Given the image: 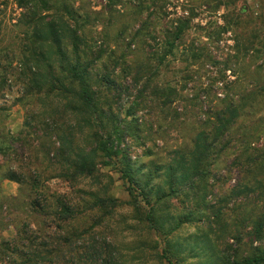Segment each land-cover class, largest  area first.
Returning a JSON list of instances; mask_svg holds the SVG:
<instances>
[{
	"label": "trees",
	"instance_id": "1",
	"mask_svg": "<svg viewBox=\"0 0 264 264\" xmlns=\"http://www.w3.org/2000/svg\"><path fill=\"white\" fill-rule=\"evenodd\" d=\"M75 1L16 0L20 10L16 21L17 41L14 46L0 45V99L10 87L18 85L19 101L25 98L40 100L43 96L53 100L37 110L30 107L26 111L28 135H33L37 145L29 138L24 140L19 136L9 142L0 139V155L6 157V163H15L14 167L0 164V179L18 183L28 193L21 201L28 212V221H21L12 237L0 235V261L3 264H78L86 253L84 258L92 264H119L115 246L95 238L93 231L127 205L130 214L137 223L144 225L145 231L163 236L164 247L159 255H155L159 262L190 264L176 253L168 236L183 223L191 221L194 212L190 210L171 227L169 220L172 217L165 214V203L181 195L188 201L195 200L198 181L203 182L206 178L209 189L211 168L227 149L228 136L243 107L226 99V103H221L208 117V128L199 129L191 139L189 149L175 151L167 164L157 166L141 182V169L133 166L128 147L123 145L126 127L123 121L110 118L111 105L104 95V92L120 89V85L110 74L97 71L104 50L97 41L88 39L85 28L89 17L75 8ZM239 1L244 0H208L206 4L216 3L214 9L217 10L227 9ZM110 2L115 5L118 1ZM140 4L136 6L142 12L144 8ZM245 9L241 8V13ZM241 13H232L237 19L236 28H239ZM227 17L226 27L232 31L229 24L234 25L233 18ZM146 25L145 21L141 26ZM187 28L188 19L179 18L172 23L164 31L163 52L153 50L151 56H156L162 63L173 54ZM260 31L254 28L250 35L241 31L238 32L240 35L236 34V57L244 59L253 55L254 58L255 55L254 59L259 60L264 53ZM113 65L120 64L115 60ZM150 77L152 74L137 70L130 85L121 86L122 91L129 92L133 106L137 107L144 100ZM174 95L170 87L152 90V97L161 98L163 103L172 102ZM134 125L129 123V128ZM109 166L118 167L127 184L130 200L126 203L109 195L106 183L102 181L106 175L100 167ZM159 177H163V186L154 184ZM51 180L64 183L66 190L51 191L48 185ZM3 200L7 201L6 198ZM214 222L218 227L215 236L211 226ZM254 225L256 239H263L264 214ZM208 227V264H264V248L255 247L247 255L239 256L238 249L221 240L228 228L223 223L221 207H216L210 200ZM234 227L237 228L236 223ZM231 238L241 241L239 234ZM153 243L151 248L157 249V241L153 240ZM84 248L87 250L83 252Z\"/></svg>",
	"mask_w": 264,
	"mask_h": 264
},
{
	"label": "rangeland",
	"instance_id": "2",
	"mask_svg": "<svg viewBox=\"0 0 264 264\" xmlns=\"http://www.w3.org/2000/svg\"><path fill=\"white\" fill-rule=\"evenodd\" d=\"M117 1L112 5L110 0H76L74 5L89 17L85 28L88 39L97 41L104 50L97 71L110 74L120 85V89H112L104 95L111 105L110 118L123 121L126 127L123 145L128 147L133 166L141 169V182L157 166L167 164L175 151L189 149L191 139L199 129L208 128V117L221 103H226V99L243 107L228 136L227 149L211 168L209 189L206 178L198 181L195 200L188 201L181 195L165 203V214L172 217L171 227L190 210L194 212L191 221L168 236L174 250L187 263L208 264V200L222 209V220L228 229L221 240L238 249L239 256L247 255L255 247L264 248V238L256 239L253 232L255 221L264 214V53L259 60L254 59L255 55L240 59L234 54V37L240 35V31L250 35L254 28L261 29L260 37L264 40V0L239 1L227 9L217 10L214 9L216 3L206 4L208 0H141L142 12L136 6L138 0ZM243 7L246 9L241 13ZM239 12L240 23L236 28L237 19L232 13ZM19 13L16 0H0V45H15ZM227 15L233 18L234 25L229 24V27L232 26L235 33L226 27ZM179 18L188 19L189 28L173 54L161 63L150 51L163 52L164 31ZM145 21L147 25L142 27ZM115 60L120 65H113ZM260 64L261 67L256 68ZM137 70L152 77L144 100L136 107L129 92L122 91L121 86L130 85ZM161 86L175 92L172 102L163 103L161 98L152 97L153 88ZM19 95L20 87L13 85L0 99V139L9 142L19 136L37 145L33 135H28L26 111L53 100L43 96L40 100L19 101ZM131 122L135 125L129 128ZM5 163L6 157L0 155V164L15 165L10 161ZM100 169L106 175L102 181L109 195L124 203L130 200L118 167ZM162 179H155L154 184L163 186ZM48 185L51 191L66 190L60 181L51 180ZM23 189L18 183L0 179V197L7 199L2 198L0 210V235L4 237H12L20 222L28 221V212L21 204L28 193ZM130 211L127 205L119 208L109 222L93 231L95 238L115 246L119 264H167L165 260L159 262L155 256L164 247L163 236L145 231L144 225L137 223ZM211 226L215 236L218 227L215 222ZM238 234L240 242L231 238ZM153 240L157 241V249L151 248L155 245ZM86 250L84 248L83 252ZM85 254L78 264H92L84 258Z\"/></svg>",
	"mask_w": 264,
	"mask_h": 264
}]
</instances>
